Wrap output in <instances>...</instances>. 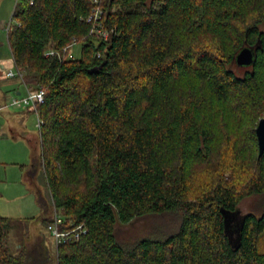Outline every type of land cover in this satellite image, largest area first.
I'll use <instances>...</instances> for the list:
<instances>
[{
    "label": "trees",
    "instance_id": "1",
    "mask_svg": "<svg viewBox=\"0 0 264 264\" xmlns=\"http://www.w3.org/2000/svg\"><path fill=\"white\" fill-rule=\"evenodd\" d=\"M13 18L22 84L46 95L29 173L46 177L39 218L48 230L52 206L61 232L86 231L55 264H264V211L240 213L264 197V0H18ZM74 43L79 58L63 53ZM245 47L256 57L241 73ZM185 78L205 92L180 95ZM218 107L250 125H220L218 141L205 115ZM137 222L120 240L117 224ZM17 225L0 213V264H53L43 234L12 244Z\"/></svg>",
    "mask_w": 264,
    "mask_h": 264
},
{
    "label": "rangeland",
    "instance_id": "2",
    "mask_svg": "<svg viewBox=\"0 0 264 264\" xmlns=\"http://www.w3.org/2000/svg\"><path fill=\"white\" fill-rule=\"evenodd\" d=\"M16 4L17 0H0V71L4 72L5 75L9 68H13V58L9 47L7 28L10 25L14 26L16 23L13 18ZM74 48V55L76 58H79L81 55V45L78 44ZM3 64L6 65L5 70L1 68ZM248 69L241 67L240 72L243 73ZM16 82L17 80H3L0 78V105L4 106L5 103H8L11 98L8 90ZM204 92V86L197 81L191 78L180 80V95L187 96L192 93L202 95ZM9 113L21 115L24 113L25 119L22 121L11 118L8 116ZM205 115L209 118L218 141L222 137L220 125L223 126V129L225 127L229 133L241 132L245 126L250 125V120L238 121L229 113L225 115L226 119L224 118L221 122L219 107L213 112H206ZM38 124V118L35 113L31 112L28 114L26 110L20 112L14 109H3L0 111V213L3 217L12 219L18 224L16 230L18 233L11 236L12 240L13 235H15V239H13L15 243L21 242L23 237L26 238L27 242H30L38 233L45 235L50 248V259L55 264L53 259L56 242L45 232L43 219H39L41 210L37 204L36 194H33L32 187L29 188L28 186L27 188L22 180L20 166L25 165L23 160L30 159L31 152L29 146L27 141L21 137L19 139L12 138L13 132L20 133L21 131L35 135L36 137L39 136ZM251 125L253 126V123ZM255 126L258 125L254 122L253 128ZM35 186L42 191L43 196L49 201L50 197L46 188V177L41 170L35 177ZM240 210L242 215L250 212L261 214L264 211V197H250L243 200L240 204ZM52 213L53 208L51 206L46 217L48 220L52 216ZM144 227H146L145 222H137L134 225H122L118 223L116 233L120 240L131 242L136 236L142 234V231H145Z\"/></svg>",
    "mask_w": 264,
    "mask_h": 264
},
{
    "label": "built area",
    "instance_id": "3",
    "mask_svg": "<svg viewBox=\"0 0 264 264\" xmlns=\"http://www.w3.org/2000/svg\"><path fill=\"white\" fill-rule=\"evenodd\" d=\"M96 2V1H95ZM103 12L99 7H95L93 10L92 15L89 17L88 21L91 22L92 20H98L101 18ZM12 30V25L7 28V32L9 33ZM104 37L107 39L108 34L104 33ZM77 44H72L70 46L63 48V53L67 54L69 58H73L74 54L72 53V48ZM47 56H58L61 59V52L59 51H51L46 54ZM8 78H19L23 81V74L20 71H8L7 73ZM25 92L20 97H15L11 101V103L6 107H13V108H30L35 112L38 117L39 127L41 128L43 125L42 119L39 116V106L44 104L46 95L45 91L42 88L38 89H29L26 85H24ZM5 107V108H6ZM1 110V109H0ZM63 224V217L60 213L54 210L53 214V222L49 225L48 231L50 232L51 236L56 242V245L62 241H77L81 237V235L85 234L86 231L83 230L82 226H79L73 230L68 232H61L60 226Z\"/></svg>",
    "mask_w": 264,
    "mask_h": 264
},
{
    "label": "crops",
    "instance_id": "4",
    "mask_svg": "<svg viewBox=\"0 0 264 264\" xmlns=\"http://www.w3.org/2000/svg\"><path fill=\"white\" fill-rule=\"evenodd\" d=\"M17 2H18V0H17ZM17 23H15V25H16ZM1 25V24H0ZM14 25V26H15ZM19 25V24H18ZM14 26H12V30H13V27ZM11 30V31H12ZM10 31V32H11ZM10 32L8 33V36H9V34H10ZM8 42H9V39H8ZM76 46V45H75ZM74 46V47H75ZM9 47H10V44H9ZM72 48V50H73V54H74V49L75 48ZM10 50H11V47H10ZM11 55H12V58H13V54H12V50H11ZM13 68H9V70L8 71H14V72H17V71H19L18 70V68H17V66H16V63H15V61H14V58H13ZM1 68H2V70H5L6 69V65L5 64H3L2 66H1ZM16 71H15V70ZM8 71H6V75H5V73L4 72H1L0 71V78L1 79H3V80H9V79H11V80H17V82L16 83H14V84H12L11 86H10V88H9V90H8V92H9V94H10V96H11V98H10V100L8 101V103L6 104L5 103V105L4 106H2V105H0L1 107H0V109L1 110H9V109H14V110H16V111H20V112H22L23 110H26V112L28 113V114H30L31 112L32 113H35L33 110H31L30 108H13V107H6V106H8L10 103H11V101L13 100V98H15V97H20L21 95H23L24 94V92H25V88H24V84H22V80L21 79H19V78H8L7 77V73H8ZM8 78V79H7ZM6 107V108H5ZM0 110V111H1ZM25 113V112H24ZM24 113H22V115L21 114H17V113H9V117H11V118H14V119H20V120H24L25 118V115H24ZM38 118V117H37ZM39 122V121H38ZM38 127H39V124H38ZM40 130H41V128L39 127V133H40ZM23 138L24 140H26L27 141V144H28V146H29V149H30V152H31V155H30V159L29 160H23L24 161V163H25V165H21L20 166V169H21V171H22V180H23V184H25L26 186H27V188H28V186H29V188L30 187H32V189H33V194H36V186H35V177H36V175H37V173L38 172H40V170L42 171V173H44V171H43V169L42 168H39L36 172H34V175L33 176H31L29 173H30V171H32L33 170V158H34V147H35V144H36V142H37V140L38 141H40V139H41V136H40V134H39V136H35V135H31V134H27L26 132H20V133H16V132H13L12 133V138L13 139H19V138ZM37 154L38 155H41V150H38L37 151ZM40 157V156H39ZM45 175V174H44ZM54 214V213H53ZM53 216V215H52ZM40 219V218H39ZM17 228H18V226H16V228L15 229H13L12 230V232H11V236H12V234H15V233H18V231L16 232V230H17ZM29 229V228H28ZM27 229V230H28ZM26 230V231H27ZM45 232L47 233V234H49L50 236H51V234H50V232L48 231V230H46L45 229ZM45 233V234H46ZM22 237V236H21ZM52 237V236H51ZM53 238V237H52ZM13 239H15V235H13V237H12V244L13 245H17V247L19 246V244H20V242H17V243H15L14 241L15 240H13ZM55 241V240H54Z\"/></svg>",
    "mask_w": 264,
    "mask_h": 264
},
{
    "label": "water",
    "instance_id": "5",
    "mask_svg": "<svg viewBox=\"0 0 264 264\" xmlns=\"http://www.w3.org/2000/svg\"><path fill=\"white\" fill-rule=\"evenodd\" d=\"M255 50L249 47H245L240 51L236 57V63L239 67H250L253 66L255 61ZM256 135L259 146V153H264V118L261 119L256 128Z\"/></svg>",
    "mask_w": 264,
    "mask_h": 264
},
{
    "label": "flooded vegetation",
    "instance_id": "6",
    "mask_svg": "<svg viewBox=\"0 0 264 264\" xmlns=\"http://www.w3.org/2000/svg\"><path fill=\"white\" fill-rule=\"evenodd\" d=\"M241 68V67H240ZM242 68H248V67H242Z\"/></svg>",
    "mask_w": 264,
    "mask_h": 264
}]
</instances>
